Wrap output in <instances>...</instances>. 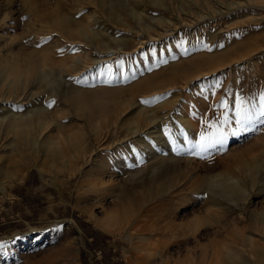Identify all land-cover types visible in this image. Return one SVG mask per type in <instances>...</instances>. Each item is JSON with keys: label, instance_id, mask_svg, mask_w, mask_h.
<instances>
[{"label": "rangeland", "instance_id": "1", "mask_svg": "<svg viewBox=\"0 0 264 264\" xmlns=\"http://www.w3.org/2000/svg\"><path fill=\"white\" fill-rule=\"evenodd\" d=\"M140 1H143V11H145L143 22L150 25L148 21L150 16H161L164 18V23L161 28L157 26L156 31L147 30L141 34L119 31L114 27L115 35L133 39L130 41V47L123 53V57L118 56L100 65L97 76L115 83H111L108 87H118L119 74L124 72L121 80L132 81L134 84L161 74L163 79L160 84L163 88L156 85L148 93L143 94L138 91L134 93L133 100L146 102L155 95L168 93L169 105L162 112L169 115L165 120L167 125L165 124L166 128L163 127V131L170 137L174 133L171 121L176 127L179 125V131L183 133V136L180 134L177 139L180 140L179 146L182 147L179 149L186 151V147H190L191 142L199 141L201 133L210 135L214 131V128L209 127L210 125L219 126L218 120L231 119L237 96L258 100L259 95L264 93V0H160V5L155 6L149 0ZM25 2L26 0H0V46L3 47L0 49V57H2L0 69L10 67V62H2L5 59L9 61L14 59L23 67L22 58L35 55L32 59L37 62L39 57L40 61L45 60V69L47 72L52 70L50 75L57 79L56 72L61 69L64 58L65 61H69L70 57L84 56L80 51V42H67L63 40L64 37L50 29L40 30L41 34L36 37L32 31L39 30V26L43 23L37 21L38 18L34 13L27 11ZM31 2L33 6H37L40 14L51 13L59 5L65 10L76 12L77 18L81 19L83 14L93 10L92 2L96 3L95 0H32ZM125 17L126 20H131L130 17ZM193 47H197V52L192 50ZM71 48L76 49L74 54L68 51ZM35 49L36 54H30ZM180 49H183L185 55L189 52L193 54L196 52L195 55L204 53L203 56L207 55L213 60L198 68L181 70L168 78V72L175 64L181 65L190 59L183 54L174 58L175 52ZM9 50H12V53L8 52ZM59 50L67 51L63 59L59 58V54H64V51ZM99 56L106 60L113 57L106 54ZM159 59L164 64L161 63L155 70L148 72L143 80L141 78L132 80L131 75L135 74L137 69L149 66L152 62L160 63ZM127 61L129 65H126ZM105 67L106 70H103L102 68ZM88 73L90 71L74 73L70 70L65 81L76 80L79 84H84ZM163 75H166V78ZM132 82L130 84L133 85ZM47 83L43 82L40 85L38 89L40 97L38 95L32 101L45 107L50 104L46 99H51L52 96L55 99V102L52 100V112L54 109H59L54 106L59 101L57 96H53L54 93L51 91L49 93L51 84ZM8 85V80L3 81L1 85L3 94L7 91ZM28 87H26L27 91ZM56 87V90L61 88L59 84ZM101 87L84 86V90L93 92L101 90ZM7 95L4 97L7 98ZM115 102L111 103V109ZM221 102L227 104L226 111L221 108ZM200 105L204 106L197 110L202 112L195 113L196 106ZM56 106L60 107V105ZM117 106L122 108L119 101ZM152 106L147 110L155 109ZM179 108L183 109V112H180ZM68 113H71L69 118L62 117L65 129H79L80 133L92 138L91 128L84 122L85 118H78L79 113L75 115L73 111ZM175 113L181 114L180 116H192L199 134L189 133ZM107 115L111 123L117 119V124L123 126V128L117 127L115 131L117 135L123 133V129L133 120V113L129 107L121 114H115L116 118L110 112ZM232 127H235L234 124ZM46 130L42 132L45 136L41 132L40 134L44 137L50 136L52 140L58 136V132L51 126ZM31 133L32 131H29L25 134L26 145L34 135ZM4 136L0 135L2 140L0 143H5V140L7 142L10 138L14 139L19 135ZM263 136L264 125H258L255 132L243 133L239 138L229 136L223 152H213L210 157L205 158H200L199 154L193 155L189 161L191 163L189 168L192 169L191 179L178 182L173 188L174 191L171 190L170 193H162V195L158 193L155 196L149 195L142 188L135 187L146 179L145 171L141 172V176L138 172L137 177L135 175L133 178L128 176L125 178L122 176V170L114 168L115 173L113 172L112 178L102 175L106 171L104 167L107 162L115 163L116 157L105 146L96 148L92 140H90V151H87L78 162L72 160L71 163L70 159L68 161L67 155L70 151L64 144L60 146L64 147L67 158L60 162H49L42 156V150L38 149L39 158L26 156L25 161L27 160L29 167L22 171L18 178L8 180L0 173V241L5 236L15 234L19 236L10 242L13 243L10 250L8 249L5 254L0 253V264H163L161 260L167 258L171 263L182 259L188 253H191L192 258L199 259L203 248L206 249V264L210 262L221 264L220 259H227L228 255L232 256V254H236L233 255L235 264H264V227L259 220L264 214V186L263 190H259L261 186H258L257 182L252 185H245L246 182L240 183V191L233 194V197L226 198V203L234 207V210L225 208L230 210L226 212L224 208L220 210L207 206L197 194L200 191L199 178L207 173L206 166L215 168L214 173L223 170L236 172V168L241 173L244 172V160L257 156L264 150V142L260 141ZM80 139L81 135H78V140ZM185 139L189 141L188 144L183 143ZM120 148L124 150L125 159L130 160L131 157L125 152L126 150L122 146ZM137 153L142 156L140 152ZM9 155L7 150L1 152V161L5 162ZM138 160L132 163L136 167L132 170L136 172L140 165L145 166L144 159L139 160L141 164H138ZM181 164L183 166V162ZM2 170L9 173L11 168L5 164ZM239 177L242 181L243 174ZM259 180L263 181L262 177ZM130 188L135 195H138L137 199L127 198L126 191ZM248 193H250L248 197L250 203L245 211L237 210L242 207L244 197ZM122 198L125 200L122 201ZM226 199L221 201L225 202ZM111 217L115 219L110 220ZM198 217L205 219L199 227L189 229L187 225ZM106 220H117L121 226L117 229V226L111 225V222L106 225ZM167 223L169 225L165 227ZM129 228L132 229L131 235L127 236L125 231ZM31 230L34 232L29 233ZM8 244L9 242H4L0 246L4 247ZM65 250H69L70 253L58 255V252ZM213 251L217 252V261L216 258L210 260ZM155 252H159V255Z\"/></svg>", "mask_w": 264, "mask_h": 264}, {"label": "bare ground", "instance_id": "2", "mask_svg": "<svg viewBox=\"0 0 264 264\" xmlns=\"http://www.w3.org/2000/svg\"><path fill=\"white\" fill-rule=\"evenodd\" d=\"M31 1L26 0L25 2V5H27V11H29L30 13H34L36 15V18H38L37 21L43 23L41 24V26H39L40 29L32 31V34L38 37L39 34H41V32L39 31L42 29H50V31L54 30L61 37H64L63 40H66L67 42H80V51L84 54V56L70 57L69 61H65L63 55H66L67 51H64V54H59V58H64V62L63 65L61 62L62 66L61 69H59V72H56V74L58 73L56 75L57 79H54L50 75V72L52 70H48L49 72H47L44 64L45 60L40 61L39 56L38 57L40 62L33 60V55H30L26 58L23 57V67L19 66L20 63L16 62L14 59H11L10 61L5 59V61H2L4 63L10 62V67H7L8 69L4 70L0 69V135H5L7 137L8 135H10V137L11 135H13L14 137L16 134H18L19 136L15 137L16 139L18 138V140L9 137L10 139L7 142L5 140V143H0V153L6 150L10 153L9 157L5 159V162L1 161L0 159V173H2L1 175L8 180L18 178L20 173L22 171H25L29 167V163H27V160L25 161V159L27 158L26 156H31L34 159L39 158L37 155L38 149L42 150V156L49 162H60L62 160H66L65 158L67 157L68 161L70 159L69 162L71 163L72 160L78 162V160H80L84 155L87 154V151H90V140H92V143L95 144L96 148L105 146L109 148L116 157L115 163L107 162L106 166L104 167V169L106 168V171L105 173H102V175H108L109 179L112 178L111 176L115 173L113 170L114 168H119V170H122V176H125V178L127 176L133 178L135 175L137 177L138 172H140L139 174L141 176V172L145 171V174L147 175L146 179L135 185V187H138V189L142 188L143 191L146 190L147 193L151 196H155L156 194L158 195V193H160L161 195L162 193H170L171 190L174 191L173 188L178 182L185 181L186 179H191L192 169L189 168V164H191L189 163V161L193 157V155L185 154L186 151L183 149L178 150L180 147V140L177 139L181 134L178 128L179 125L176 127V124L171 121V124L173 123L172 126L174 127V133L173 135L171 134L170 137H168L169 134L166 135V133L163 131V129L166 128L165 126L167 124L165 120L169 114L162 111L166 106L169 105V94L166 93L162 94L161 96L155 95L149 98L146 102L140 101L141 103L139 101L133 100L134 93H137L138 91L145 94L148 93L153 86L158 85L159 87L163 88V85L160 84L163 79L161 74L155 75L153 77H148L143 80L144 76L148 72L155 70V68L163 63V61L159 59L160 63L157 62L153 64L152 62L149 64V66L146 65L137 69L136 73L131 75L132 80L134 81L135 79L141 78V80L143 81H140L136 84H134L132 81L127 80L128 82H126L121 80L123 79V74L125 72L119 74L120 76L118 80L120 81V83L117 84L121 87H108V85H110L111 83H115L107 78H101L97 76V71H99L101 67L100 65L107 61L109 62L113 58L115 59L118 56L123 57V53L127 48L130 47V41L131 39H133L123 38L115 35L114 27L119 29V31H125L131 34H141L147 30H150V32L151 30L156 31L157 26L161 28L162 23H164V18H162L161 16H150L148 20L150 21V25H148L146 22H143V18L145 19L143 13L145 11H143V1L140 0H95L96 3L92 2V4L94 5L93 10L83 14V19L77 18L78 16L76 15V12H71L69 9V11L67 9L65 10L59 7V5H57L51 11V13L40 14L36 8L37 6H33ZM149 2L154 6L158 5L159 2L161 3L160 0H149ZM125 16L130 17L131 20H126ZM45 31L48 32V30ZM46 32H43V34H46ZM1 48L3 47L0 46V49ZM20 50L22 51V49ZM192 50L196 51L197 47H193ZM8 52L12 53V50H9ZM195 53L193 54L189 52L185 55L183 54V49L176 51L175 57L173 56L174 58H177L179 55L182 56L183 54V56L185 55L190 59L187 61V63H180L181 65L175 64L169 70V74L167 73L168 78L170 77V75H175L181 70L184 71V69L187 70L193 67L198 68L204 64L210 63L213 60V58L208 57L207 55L203 56L204 53H201L199 55H195ZM30 54H36V49L32 50ZM100 54L111 55L113 57L106 60L102 56H99ZM41 56H43V54ZM1 58L2 57H0V61ZM15 62L18 63V65ZM126 65H129V61L126 62ZM106 68L107 67L102 69L106 70ZM70 70H72L74 73H77L79 71H90V73H88V78L87 80H85L84 84H79V82H76V80L65 81V77ZM164 77L166 78V75ZM7 80L9 85L7 91L3 94V92H1V85H3V81ZM43 82H49V84H51L50 88L48 89L49 93L52 92L54 93L53 96L58 97L59 102L55 103L54 106L59 109H54V112H51V107H44L41 104L32 101L39 95L40 92L38 91V89L41 87L40 85ZM130 82H132L133 85L130 84ZM58 84L61 86V88H59V90H56V86H58ZM84 86H102V89L90 92L87 91L88 89L84 90ZM103 86L105 87L103 88ZM26 87L29 88L28 91ZM5 95H7L8 97L5 98ZM50 97L51 99H46V101L50 102V104L53 105L52 100L53 102H55V99H53L52 96ZM113 101L116 102L114 104V107L111 109V103ZM118 101L122 105V108H119V106H117ZM56 105H60V107ZM151 105H153L152 107H155V109L151 108V110H147ZM201 106L204 105H200L199 107L196 106V110L193 111L195 113L202 112V110H197V108H200ZM128 107L133 113V120L128 123L125 129H123V133H119V135H117L115 132L117 127L119 126L116 121L117 119L114 120L113 123H111L110 118L107 117V113H112V116L116 118L115 114H121V112H123ZM68 111H73L75 115L79 113V115L77 116L78 118H85L84 122L88 123L89 127L91 128V134L93 136L92 138H88L89 136H86V134L83 135L82 133H80L78 131L79 129H65V122H63L64 119H62V117L69 118L68 116L71 113H68ZM179 111L183 112V109L179 108ZM180 115L176 114V116L182 122L181 124L185 125V128L189 131V133L192 134L196 132L198 135L199 129L196 128L195 123L192 121V116ZM167 121L169 122V120ZM48 126H51L58 132V136H56L57 138L55 137L54 140H52L50 136L44 137L45 135L42 133L47 129ZM119 127L123 128V126ZM29 131H32L34 135H32L31 139L28 140L29 142H27L26 145L24 137L25 134H28ZM40 132L44 136H42ZM78 135H81L80 140H78ZM260 141L264 142V136L260 139ZM60 144H64L66 149L70 151V154H68L67 157L66 154H64V147L60 146ZM121 146L126 150L125 152L128 154V156L131 157L130 160L125 159V153L124 150H121ZM61 147H63V149ZM8 148L10 149L8 150ZM137 152H140L142 156ZM137 159H139L140 161L144 159L143 162H145V166L142 164L143 167H141L140 165L139 168L138 165L137 168H139V170L136 172V170H132L133 168L136 169V167L133 166L132 163H134L133 161ZM139 160L138 164H141L139 163ZM181 162H183V166ZM5 164H8V166L11 168V171L9 173L5 171L3 172L2 170L3 168H5ZM1 165H3L2 168ZM244 167L245 170L242 173L238 168H236V172L223 170L221 172L214 173L215 168L206 166L205 170L207 171V173L206 175H203L199 178L198 185L200 191L197 194L202 197L205 204L209 207L217 208L220 210L223 208L224 210L225 208L234 210V207L226 203V198L231 197L233 194L235 195V193L239 190L240 183L244 184V182H246L245 185H252L257 182L258 186H261V188L259 187V190H261L264 186V150L260 152L259 155H255L253 157H250L249 159L247 158L246 160H244ZM242 174L243 180L241 181L239 176H242ZM260 177H262L263 181L259 180ZM143 179L144 178H142V180ZM135 187H133V189ZM126 192L127 198L131 200L138 198V195H135V193L132 191V188H130ZM249 196L250 193L245 195L242 207L238 208L237 210L245 211L244 209H246V206L250 203L248 199ZM220 198L224 200L226 199V201L223 202L224 200L221 201ZM123 200L125 199L122 198V201ZM228 210L229 209H226L225 212ZM109 219L114 220L115 218L111 217ZM204 219V217L195 218L187 226L189 229L197 228L201 225ZM110 220L105 221L106 225L108 224V222H111V225L113 224V226H117V229L120 228L121 225L118 224L117 220ZM259 220H261V224L264 227V214L260 216ZM169 223H167L165 227H167ZM130 230L132 229L129 228V230L125 231L127 232V236L131 233ZM32 232H34V230L29 231V233ZM17 237H19L18 234L2 237L0 244H3L4 242H9V244L4 247L0 246V253L5 254L8 249L10 250L11 245L13 244L10 242H13V239ZM249 240L250 237L248 238V241ZM205 250L206 249L203 248V252H201L199 259L197 258L198 261L197 259L192 258L191 253L188 252V254L184 255V257L180 260L174 259L175 261L169 263L168 259L166 258L161 261L163 262V264H206L207 262H205V259H207V257ZM69 253V250H65L62 252H58V255L61 256L63 254L66 255ZM155 254L159 255V252H155ZM233 255L236 254H232V256L228 255L227 259L224 260L220 259L221 264H235ZM217 256V252L213 251L210 260H214L216 258L215 261H217Z\"/></svg>", "mask_w": 264, "mask_h": 264}, {"label": "snow or ice", "instance_id": "3", "mask_svg": "<svg viewBox=\"0 0 264 264\" xmlns=\"http://www.w3.org/2000/svg\"><path fill=\"white\" fill-rule=\"evenodd\" d=\"M37 47H40V45H37ZM68 51L74 54L76 49L71 48ZM220 106L225 111L227 110L225 102H221ZM48 107H52V104H49ZM218 124L219 126H209L214 128L210 135L201 133L198 142H191L190 147L186 150L187 154H199L200 158L210 157L213 152H223L226 149L229 136L239 138L243 133L255 132L258 125H264V93L259 95L258 100L237 96L234 114L231 119L218 120ZM233 124L235 127H232ZM229 129L231 130L229 131ZM181 135L183 136V133ZM183 143L188 144L189 141L185 139Z\"/></svg>", "mask_w": 264, "mask_h": 264}]
</instances>
